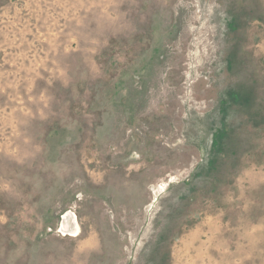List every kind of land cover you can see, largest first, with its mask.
<instances>
[{"label":"rangeland","instance_id":"rangeland-1","mask_svg":"<svg viewBox=\"0 0 264 264\" xmlns=\"http://www.w3.org/2000/svg\"><path fill=\"white\" fill-rule=\"evenodd\" d=\"M0 264H264V0H0Z\"/></svg>","mask_w":264,"mask_h":264},{"label":"bare ground","instance_id":"bare-ground-1","mask_svg":"<svg viewBox=\"0 0 264 264\" xmlns=\"http://www.w3.org/2000/svg\"><path fill=\"white\" fill-rule=\"evenodd\" d=\"M62 227V226H61Z\"/></svg>","mask_w":264,"mask_h":264}]
</instances>
